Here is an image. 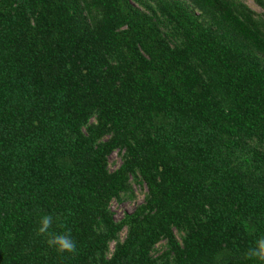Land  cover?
<instances>
[{"label":"trees","instance_id":"trees-1","mask_svg":"<svg viewBox=\"0 0 264 264\" xmlns=\"http://www.w3.org/2000/svg\"><path fill=\"white\" fill-rule=\"evenodd\" d=\"M246 1L0 0V264H261L264 0Z\"/></svg>","mask_w":264,"mask_h":264},{"label":"clouds","instance_id":"clouds-1","mask_svg":"<svg viewBox=\"0 0 264 264\" xmlns=\"http://www.w3.org/2000/svg\"><path fill=\"white\" fill-rule=\"evenodd\" d=\"M53 225V217L51 215H41L39 217V227L37 235L47 236V244L60 253H73L76 249L75 241L70 234L51 233L49 230ZM249 256L264 264V234L260 235L254 242V247L250 250Z\"/></svg>","mask_w":264,"mask_h":264},{"label":"rangeland","instance_id":"rangeland-1","mask_svg":"<svg viewBox=\"0 0 264 264\" xmlns=\"http://www.w3.org/2000/svg\"><path fill=\"white\" fill-rule=\"evenodd\" d=\"M247 5L256 12H259V9L252 3L251 0L246 1ZM120 165V159L117 154H113L109 158V168L111 171L117 169ZM134 198L125 200L122 203H112L111 210L114 214L115 220H120L124 214L131 213L138 205L143 202L144 195L146 193L145 187H134Z\"/></svg>","mask_w":264,"mask_h":264}]
</instances>
